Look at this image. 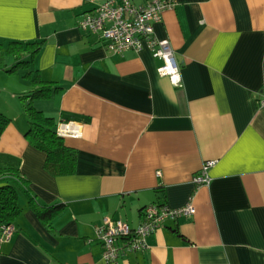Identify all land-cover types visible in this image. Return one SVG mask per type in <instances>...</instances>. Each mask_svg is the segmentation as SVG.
Returning <instances> with one entry per match:
<instances>
[{
    "label": "crops",
    "instance_id": "crops-1",
    "mask_svg": "<svg viewBox=\"0 0 264 264\" xmlns=\"http://www.w3.org/2000/svg\"><path fill=\"white\" fill-rule=\"evenodd\" d=\"M106 0H0V43L41 42L33 70L61 88L34 107L78 136L74 173L45 172L24 138L21 73L0 65V155L19 160L38 203L63 204L48 224L18 197L0 264H264V0H174L153 27L167 39L182 86L157 74L149 50L113 54L78 28ZM141 4L143 0H130ZM3 65L13 63L4 57ZM207 160L208 186L191 182ZM194 214L167 220L144 252L106 263L94 229L131 227L151 204Z\"/></svg>",
    "mask_w": 264,
    "mask_h": 264
},
{
    "label": "built area",
    "instance_id": "built-area-1",
    "mask_svg": "<svg viewBox=\"0 0 264 264\" xmlns=\"http://www.w3.org/2000/svg\"><path fill=\"white\" fill-rule=\"evenodd\" d=\"M174 6V0H143L141 4H134L130 0H106L83 14L78 28L97 35L113 54L149 50L154 58L161 61L157 74L166 78L172 87L180 88V68L170 43L167 39H157L153 31L154 25L161 22L162 14ZM56 133L60 137L78 136L67 125L59 126ZM214 164L213 160L205 161L199 172L192 176L191 182L196 186H208V170ZM193 214L194 208L189 201L179 208L165 204L148 205L142 209L141 222L136 227L120 219L105 217L94 229L95 238L102 249L101 258L106 263H116L119 258L144 252L148 249L147 239L162 228L165 221L191 217ZM13 231L12 225L0 226V242L8 240Z\"/></svg>",
    "mask_w": 264,
    "mask_h": 264
},
{
    "label": "trees",
    "instance_id": "trees-1",
    "mask_svg": "<svg viewBox=\"0 0 264 264\" xmlns=\"http://www.w3.org/2000/svg\"><path fill=\"white\" fill-rule=\"evenodd\" d=\"M41 47V42L21 43L9 41L5 47L0 43V65L6 74H19L30 87V91L20 99L28 124L24 138L28 144L44 154L43 169L52 176H66L74 173L76 151L64 145L62 137L56 133L53 118L44 115L34 107L35 101L51 99L61 88L55 83L43 81L38 72L33 70V60ZM4 57H11L13 63L5 66ZM10 120L0 113V136ZM25 197L26 205L44 224L60 213L63 204L44 206L37 202L29 189L28 181L20 174L19 160L0 155V226L12 225L20 215L18 194Z\"/></svg>",
    "mask_w": 264,
    "mask_h": 264
},
{
    "label": "rangeland",
    "instance_id": "rangeland-1",
    "mask_svg": "<svg viewBox=\"0 0 264 264\" xmlns=\"http://www.w3.org/2000/svg\"><path fill=\"white\" fill-rule=\"evenodd\" d=\"M21 196H22V195H21V193H19V194H18V197H19V199H22V197H21Z\"/></svg>",
    "mask_w": 264,
    "mask_h": 264
}]
</instances>
